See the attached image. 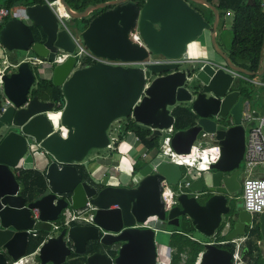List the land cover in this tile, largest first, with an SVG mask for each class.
Wrapping results in <instances>:
<instances>
[{"label":"water","instance_id":"1","mask_svg":"<svg viewBox=\"0 0 264 264\" xmlns=\"http://www.w3.org/2000/svg\"><path fill=\"white\" fill-rule=\"evenodd\" d=\"M53 3L62 5L61 21L45 2L26 7L22 19L13 16L0 29L4 51L33 55L0 78V264H6L7 257L24 256L30 239L44 225L52 229L64 209L81 211L87 203L92 206V218L81 221L85 224L61 226L47 237L38 248L40 264H64L69 258L78 264H155L154 231L139 227L150 217L165 227L185 218L206 240L212 238L231 209L227 197L213 194L196 199L182 193L165 212L163 182L174 186L181 178V166L172 155L189 154L195 140L208 134L220 146V156L198 171L191 186L222 185L229 194L241 189L243 175L238 168L245 151L241 116L248 102L237 90L234 74L260 77L264 82V63L258 72H251L235 65L220 49L216 41L220 15L207 0H110L80 12L65 0ZM191 4L210 9L212 23ZM99 10L85 29L72 27L78 43L98 59L133 66L96 62L73 69L72 55L53 64L57 54L72 53L75 48L66 23ZM32 27L39 29L38 38ZM133 30L141 45L129 38ZM206 32L222 62L184 60L190 44ZM157 56L172 62L147 63ZM39 64L50 66L51 83L61 92L59 128L50 120L56 117L55 103L30 93L36 84L32 65ZM179 105L190 107L194 125L174 132L167 147L142 157L143 166L128 173V183L99 189L81 180L76 165L83 164L90 151L111 147L108 133L113 123L131 118L151 131L148 139H162L163 132L173 126L171 112ZM61 129L67 130L65 138L59 134ZM33 147L46 154L47 190L28 202L13 170ZM35 209L38 220L31 217ZM243 220L250 226L251 216L241 207L238 226ZM254 223L263 243L264 212ZM90 241H99L106 250H88ZM231 263L230 249L203 243L198 264Z\"/></svg>","mask_w":264,"mask_h":264},{"label":"trees","instance_id":"2","mask_svg":"<svg viewBox=\"0 0 264 264\" xmlns=\"http://www.w3.org/2000/svg\"><path fill=\"white\" fill-rule=\"evenodd\" d=\"M48 1L53 2L54 0ZM66 1L75 11H82L88 5L94 3L92 0ZM99 1L105 0H96V2ZM207 1L216 5L221 18L225 16L226 13L230 12L232 14V41L229 44L230 60L235 65L248 71L255 72L259 70L264 59V12L261 9V0H252L254 2L253 5L248 4V0ZM44 3L45 0H0V7L10 10L17 6L28 7ZM58 9H63L60 4L58 5ZM204 11V18L208 22H211L213 18L212 11L208 9ZM89 20L90 18L77 20L76 23L78 24V29L83 30L86 28ZM2 25L3 23L0 24V29ZM32 30L38 38L40 36L39 29L32 27ZM34 71L36 72V69ZM36 80V84L31 90V96H37L41 101H52L55 104L62 102L60 89L53 86L50 79H44L37 76ZM240 83L242 82L240 81ZM240 89L243 93H246L244 87H241ZM245 96V98H250L249 94H246ZM171 114L174 117L173 129L175 132L184 131L192 127L195 123V115L192 113L189 106H176ZM128 133H132L138 138L143 149L147 153L157 151L161 143V139L158 137L148 139L151 134L150 130L141 128L131 118H128L121 120L119 123L114 152L116 151L119 142L122 141ZM142 166L143 163L138 160L133 170L138 171ZM76 169L81 180L86 181L91 185H96L99 189L103 187V185L93 182L83 164L76 165ZM17 180L20 183V193L28 202L40 198L47 190L44 171H39L37 169H22L19 171ZM170 227L172 228L170 231H179V233H173L171 236L170 246L176 249V253L172 256V264H180V254L186 255L183 264H194L198 254L202 250V244L195 240H191L189 237L195 236L203 242L205 241V238L198 234L191 223L185 218H179L176 221H172ZM50 229L49 226H43L40 228L38 234L30 239L27 250L28 253L34 251V249L45 240ZM220 231L217 233V242L223 240L220 236ZM258 240H260V234L257 225H254L245 241L244 253L247 264H264V254L257 243ZM219 247L228 248L231 251H233L234 248L232 244L219 245ZM64 264H78V262L69 258Z\"/></svg>","mask_w":264,"mask_h":264},{"label":"built area","instance_id":"3","mask_svg":"<svg viewBox=\"0 0 264 264\" xmlns=\"http://www.w3.org/2000/svg\"><path fill=\"white\" fill-rule=\"evenodd\" d=\"M56 3L50 2L51 7L54 9V5ZM58 4V3H57ZM262 7L264 8V2L262 3ZM16 13L13 15L15 17H24V9L21 7H16ZM56 12V15L58 19L61 21L62 17L65 15V12L63 10H59L58 7L54 9ZM11 9L0 7V23H3L4 20L9 18L11 16ZM129 38L131 41L136 42L141 45V41L138 37L137 31L133 30L129 34ZM69 55H72L74 57L75 63L74 68H82L89 65H92L96 62H103L110 65H121L124 67L127 66H133L132 63H115V62H109L106 60H101L96 58L95 56L91 55L86 48L81 46L77 41H75V48L72 53L67 52H61L57 54L54 58L53 64H60L62 63ZM172 62L170 60H165L162 57H157L155 59H150L147 61V63H154V64H163V63H169ZM88 63V64H87ZM5 72V68L0 70V78L1 75ZM248 82H251L250 79L245 78L243 76H240L238 74H234ZM1 83V81H0ZM260 85L264 86V83H260ZM63 109V102L55 104L54 108V115L55 118H50L52 123L55 124L57 128L60 126L57 124L58 118L61 114V111ZM57 118V122H56ZM54 121V122H53ZM243 123H246L249 126V132L248 136L245 142V151L243 160L241 163H244L246 171L248 176L243 175V180L241 183V205L243 210L249 214L250 216L260 214L264 212V172L258 173L259 175L255 174V170L257 166L264 164V112L261 114H258L255 110L250 109L246 107L245 111L242 113L241 117V125ZM173 126H171L169 129L165 130L163 133V144H169L171 136L173 134ZM67 130H65L63 138L66 137ZM209 138V142L211 143L210 146L207 148H202L197 145V141L199 139L203 138ZM114 142V139L111 138ZM35 149V148H34ZM44 154L43 152H41ZM179 157V160L181 161H192L195 163V160L198 158L207 157L208 158V165L215 163L220 156V146L216 143H213V136L208 134H202L199 138L195 140L193 145L190 148V152L187 155H177ZM194 163H191L188 166V170L190 173V178L194 179L196 175H198V169L194 168ZM178 165L181 163L177 162ZM239 169V168H238ZM19 168H15L13 171L15 174H19ZM240 171V170H239ZM163 200L165 203V212H168L172 209V207L176 204V197H178L180 194H175L173 188H169L165 182H163ZM230 205V204H229ZM92 206L87 203L86 208L81 211H70V209L66 208L63 210L61 215V224L60 225H54L52 230L49 232V236L53 234L54 230H58L61 226H69L71 223L76 221H89L92 218ZM31 217L34 220H38V210H32ZM160 226L158 219L156 217H150L145 222L139 225V227L142 228H151L153 231H158V227ZM170 236L172 235V232H166ZM218 232V231H217ZM216 232V233H217ZM245 239H243L244 241ZM207 242L217 244V242L214 240V238H210L207 240ZM228 243V242H227ZM203 245V243H201ZM232 244L234 246L232 251V263L231 264H242L241 256H240V250L239 245L237 243H228ZM170 248V257L169 262H159L157 261L155 264H172V256L176 253V249L169 246ZM201 253V252H200ZM200 253L197 256V259L194 264H198ZM38 254V248L33 251L32 253L25 254L24 256L18 258L17 260L9 259L6 261V264H39V261L37 259ZM186 259L185 254H180V264H183Z\"/></svg>","mask_w":264,"mask_h":264},{"label":"rangeland","instance_id":"4","mask_svg":"<svg viewBox=\"0 0 264 264\" xmlns=\"http://www.w3.org/2000/svg\"><path fill=\"white\" fill-rule=\"evenodd\" d=\"M55 7V6H54ZM17 8L11 9V16H13L16 13ZM226 17V23L228 26H226L224 30V41L220 39V36L218 37V44L219 47L222 51L228 52L227 51V46L229 42L232 39V32L230 29V24L232 20V15L228 14L225 16ZM70 29V28H69ZM227 40V41H226ZM196 48H197V43L194 42L190 44L189 46V55L190 57L194 58V55L196 54ZM209 54L206 56V60L216 63L220 62L221 58L213 51L211 46H208ZM26 55L23 52H18V51H6L4 52L1 47H0V70L4 68L3 61L6 60L7 62L10 61H18L22 58H24ZM43 66L39 65L37 68L40 70ZM35 68V67H33ZM12 67H8L7 73H10L12 71ZM34 87H32L33 89ZM31 89V90H32ZM247 92L250 94V104L253 108L258 109L259 104L264 103V88L258 87L256 85H247ZM259 102V104H258ZM118 122H115L111 125V128L109 132H111L112 136H117L118 134ZM244 129V136L245 140L248 136L249 132V126L246 123H243L242 125ZM162 140V139H161ZM160 140V141H161ZM197 145L202 147V148H207L208 146L211 145L209 142V138H203L199 139L197 142ZM166 146L167 144H163L162 142L160 143L159 147L157 150H162L163 147ZM113 145L110 147L112 148ZM35 147L31 148V150L27 153L25 158L23 159V164L21 165L23 168H26L28 166H33L34 162L38 159V149H34ZM106 149V150H92L89 152L87 155L85 161H84V167L88 171L91 179L93 182L96 184H100L103 186H116L119 185L120 183H128L130 180V177H128V173H130L132 165L130 164L129 160L130 157H132L133 160H138L140 159V155L138 152L141 154H144V151L142 148L137 147L136 152L134 149L130 148L127 151L126 156L119 155L116 151H112V149ZM138 151V152H137ZM46 158V157H45ZM47 159V158H46ZM188 165L191 164L190 161H186ZM117 166L118 171L115 173L112 168L115 169ZM135 166V165H134ZM208 166V158L203 157L195 160L194 163V168L201 170L204 169ZM184 170V168H182ZM239 170L244 176H248L246 168L244 163H241L239 166ZM257 171H264V164L257 166L256 169ZM107 173H115L114 175H108L106 176ZM170 188V186L168 185ZM237 203L241 205V199L240 195L236 199ZM76 222H81V221H76ZM155 247H156V253H157V261L159 262H164L168 263L169 262V257H170V248L169 246L171 245L170 243V235L168 233H163V231L159 230L155 233ZM264 245V242H263ZM263 253H264V246L262 247Z\"/></svg>","mask_w":264,"mask_h":264},{"label":"crops","instance_id":"5","mask_svg":"<svg viewBox=\"0 0 264 264\" xmlns=\"http://www.w3.org/2000/svg\"><path fill=\"white\" fill-rule=\"evenodd\" d=\"M54 1H57V0H54ZM66 1V0H65ZM93 1V0H92ZM105 1H110V0H105ZM105 1H99V2H96V0H94L93 2V4H90V5H94V4H96V3H101V2H105ZM252 0H248V4H251V5H253L254 4V2L252 1ZM45 2H48V3H50L48 0H45ZM67 2V1H66ZM264 2V0H261V9H262V11L264 12V8L262 7V3ZM68 4V3H67ZM212 5H214V6H216L215 4H213V3H211ZM58 5H59V3L58 4H55L54 6V9H56L57 7H58ZM196 10H198L202 15H203V17H204V13H205V11L204 10H206V9H208V8H206V7H203V6H200V5H196V4H191ZM89 6V5H88ZM17 7H21L22 9H24V12H25V8L26 7H23V6H17ZM70 7V6H69ZM15 8V7H14ZM71 8V7H70ZM13 9V8H12ZM72 9V8H71ZM85 9V8H84ZM83 9V10H84ZM63 10V9H62ZM73 10V9H72ZM208 10H210V9H208ZM218 10V9H217ZM75 11V10H74ZM101 10H99V11H96V12H94V13H92L91 15H89L87 18H90V20L96 15V14H98L99 12H100ZM211 11V10H210ZM77 12H80V11H77ZM219 12V11H218ZM213 14V13H212ZM228 14H231L230 12L229 13H226L225 14V16L226 15H228ZM24 15V14H23ZM220 15V14H219ZM232 15V14H231ZM225 16H223L222 18L220 17V20H219V24H218V28H217V32H216V41H217V44H218V37L220 36V39L222 40V41H224L225 39H224V30H225V28H226V26H228L227 25V23H228V21H227V23H226V17ZM11 17H13V16H10L9 18H7L6 19V21L4 20V22H3V25H4V23H6ZM18 18H20V19H22V17H19L18 16ZM84 19H86V18H84ZM79 20H81V19H79ZM89 20V21H90ZM76 21L77 20H70L68 23H66V28H70L69 30L72 32V34H71V37H72V40L74 41V43H75V41H77L78 42V39H77V34H74V32H73V29H72V27L73 26H78V24L76 23ZM212 21H213V18H212ZM212 21L211 22H209V23H212ZM232 21V20H231ZM89 23V22H88ZM0 24H2V23H0ZM2 25V26H3ZM88 25V24H87ZM87 27V26H86ZM85 29V28H84ZM230 29H231V24H230ZM231 32H232V30H231ZM227 41V40H226ZM231 41H232V39H231ZM230 41V42H231ZM230 42H229V44H230ZM196 43H197V48H196V54L194 55V58H192V57H190L191 55H189V49H188V54L186 55V57H184V60H206L207 58H206V56L209 54V50H207L208 49V46L210 45L209 44V33L208 32H206L205 34H204V36H202V37H200L197 41H196ZM229 44H228V46H227V51L228 52H224L228 57H229ZM218 46H219V44H218ZM0 47H1V45H0ZM1 49L3 50V48L1 47ZM4 51V50H3ZM4 52H6V51H4ZM24 53V52H23ZM61 53V52H60ZM25 57L24 58H22V59H20V60H18V61H6V60H4L3 61V64H4V68H5V72L4 73H7V69H8V67H12L13 69H12V71L11 72H13L14 70H15V67H16V65L20 62V61H23L24 59H31L32 57H33V55L31 54V53H25ZM157 57H160V56H157ZM157 57H151V58H149L148 60H150V59H155V58H157ZM222 61H220L219 63H221ZM218 62H216L215 64H217ZM264 63V59H263V61H262V63H261V66H262V64ZM40 66H41V64H39ZM38 65V66H39ZM33 66L34 65H32V69H33V71L35 70L34 68H33ZM42 68L39 70L38 68L36 69V72L34 71V73H35V79H36V77L38 76V77H41V78H44V79H50V71H49V69H50V66L49 65H45V64H42ZM261 66H260V68H259V70L261 69ZM3 68V69H4ZM259 70H257V71H255V72H258ZM238 74V73H237ZM238 75H240V76H243V77H245V78H248V79H250L251 80V82H248V81H246V80H244V79H242V78H240V77H238V76H236V75H234V77H235V84H236V86H237V90L238 91H240V93L242 94V96L244 97V99L248 102V104H246V105H244V107H243V110H242V113H243V111H245V109H246V107H248V108H250V109H253V110H255L258 114H261V113H263L264 112V103H262V104H259V102H258V104H259V107H258V109H256V108H253L252 106H251V104H250V98L248 99V98H245L246 96V94H249L248 92H247V85H256V86H258V87H262V88H264V86L263 85H260V83H264V82H262L261 80H260V77H255V76H245V75H242V74H238ZM37 81V80H36ZM240 81L242 82V83H240ZM35 86V85H34ZM240 86V87H239ZM241 87H244L246 90V93L244 92H242L241 91ZM30 93H31V91H30ZM250 95V94H249ZM251 97V96H250ZM242 117V116H241ZM119 123H120V121L118 122V126H119ZM229 125H230V122H229ZM228 126V125H227ZM174 130V129H173ZM151 132V131H150ZM175 132V131H174ZM173 132V133H174ZM108 135H109V139H110V146H112L113 145V147L112 148H110V149H112V151H114L115 150V143L117 142V136H112L111 135V132H109L108 133ZM111 138H113L114 139V142H112L113 140H111ZM247 139V138H246ZM161 142L163 143V137H162V140H161ZM245 142H246V140H245ZM137 147H140V148H142L143 149V146L141 145V143H140V141L138 140V138L134 135V134H132V133H128L127 135H126V137L122 140V141H120L119 142V144H118V146L116 147V152L119 154V155H122V156H126L127 154V151L130 149V148H132V149H134L135 150V152H136V148ZM109 149V148H108ZM143 151H144V154H141L140 152H138L139 153V155H140V159L142 158V157H144V156H147V155H149L151 152H145V150L143 149ZM42 151H39V153H38V159L34 162V165L33 166H28V167H26V168H23L21 165L23 164V160H22V162H21V164H20V166L18 167L20 170H22V169H37V170H39V171H44L45 172V169H46V165H47V160H46V158H45V156H46V154L44 153V154H42L41 153ZM140 159H138V160H140ZM129 160V162H130V164L132 165V163L135 165L136 164V162L138 161V160H133L132 159V157H130V159H128ZM84 165V164H83ZM134 165H132V168H131V170L134 168ZM113 170H114V172L116 173L117 171H118V169H117V166L115 167V169L114 168H112ZM19 170V171H20ZM88 172V171H87ZM262 172H264V171H257V170H255V174L256 175H259L258 173H262ZM115 173H107L106 174V176H108V175H114ZM79 174V173H78ZM16 175V177H18V175L17 174H15ZM81 178V177H80ZM191 179V178H190ZM195 179V178H194ZM191 180H193V179H191ZM83 181V180H82ZM86 182V181H85ZM168 186V185H167ZM170 188L172 189L173 188V186H170ZM241 207H242V205H241ZM113 208V207H112ZM69 209V208H68ZM70 211H73V210H71L70 209ZM63 212V211H62ZM62 212H61V214H60V216H59V218H58V220L56 221V222H53V224L54 225H60L61 224V221H62V219H61V215H62ZM261 214V213H260ZM259 214H256V215H253V216H251V219H252V222H251V224H250V226H248V229H247V231H249L250 232V230L253 228V226L254 225H256L255 223H254V218L255 217H257ZM57 222H59V223H57ZM158 222H159V224H160V226L158 227L159 229H158V231L159 230H161V231H163V233H165L164 231H166V232H172V234L173 233H179V231H170V229H172L171 227H170V225L168 226V227H165V226H163L162 224H161V222L158 220ZM73 225V224H72ZM53 226V225H52ZM52 230V229H51ZM195 230V229H194ZM58 230H54L53 231V233H55V232H57ZM220 231V228H219V230H218V232ZM246 231V232H247ZM157 232V231H156ZM155 231H154V240H155V233H156ZM217 232V233H218ZM249 232H247L246 233V235H245V237L243 238V239H245L244 241H243V239L242 240H240L239 242H237V244L239 245V250H240V256H241V260L243 261V264H247V262H246V259H245V241H246V238H247V236H248V234H249ZM217 233L213 236V238H216L217 237ZM199 234V233H198ZM49 235V234H48ZM48 235H47V237H48ZM172 236V235H171ZM171 236H170V241H171ZM47 237L45 238V240L47 239ZM191 240H195V241H197V242H199V243H201V242H203V241H201L200 239H198V238H196L195 236H193V237H189ZM45 240H43V241H45ZM206 240V239H205ZM209 240V239H208ZM42 241V242H43ZM41 242V243H42ZM155 242V241H154ZM41 243L34 249V251L37 249V248H39V246L41 245ZM257 243H258V245L260 246V248L262 249V245H263V243L261 242V239L260 240H258L257 241ZM29 246V245H28ZM217 246H219V245H217ZM27 250H28V248H27ZM202 251V250H201ZM33 252V251H32ZM32 252H30V253H32ZM26 254H29L28 252H26ZM264 254V253H263ZM243 257V258H242ZM10 259V257H7V260H9ZM37 259H38V257H37ZM39 261V260H38ZM39 264H40V262H39Z\"/></svg>","mask_w":264,"mask_h":264},{"label":"bare ground","instance_id":"6","mask_svg":"<svg viewBox=\"0 0 264 264\" xmlns=\"http://www.w3.org/2000/svg\"><path fill=\"white\" fill-rule=\"evenodd\" d=\"M62 6V5H61ZM59 134L61 136H64L65 129L59 130ZM173 156V161L175 163L179 162L181 163V178L179 181L173 186V190L175 191V194H182L185 193L187 196L195 197L196 199H201L204 197H208L213 194H222L227 197V200L231 206V209L229 212L224 216H229L228 221H225L224 227L222 231L220 232V236L223 238L221 242H217L218 245L222 244H228L227 238L230 236H234L232 241L233 243H237L240 240H242L246 234V228H248V222L246 221L247 218L244 217L243 223L238 226V223L236 222V217L238 211H240L241 205L237 203V195L240 192V189H238L235 194H229L225 188L222 185H216V186H206V185H197V186H191L192 180L190 179V173L188 168V163L186 161L179 160V157L176 155ZM199 159V158H198ZM189 161V160H187ZM191 163H194L190 161ZM184 168V170L182 169ZM240 199H241V192H240ZM223 216V217H224ZM222 224V223H221ZM221 228V226H220ZM207 241V240H205ZM204 241V242H205ZM201 242V243H204ZM222 248V247H220ZM224 249V248H223Z\"/></svg>","mask_w":264,"mask_h":264},{"label":"flooded vegetation","instance_id":"7","mask_svg":"<svg viewBox=\"0 0 264 264\" xmlns=\"http://www.w3.org/2000/svg\"><path fill=\"white\" fill-rule=\"evenodd\" d=\"M37 66L38 65H34L33 67H35L34 69H37ZM229 122H230V119L229 118H226L225 119V121H224V124H225V126L226 125H229ZM237 197H239V193H238V195H237ZM228 215L227 216H224L223 217V220H222V224H221V231H222V229H223V227H224V223H225V221H228ZM75 224H85V222H74V224L73 225H75ZM44 226H46V225H44ZM247 229L248 228H246V230L245 231H247ZM39 231V230H38ZM59 231V230H58ZM57 231V232H58ZM220 231V232H221ZM247 232H249V231H247ZM246 232V233H247ZM38 233V232H37ZM246 235V234H245ZM245 237V236H244ZM214 240L216 241V238H214ZM217 242V241H216ZM219 242H221V241H219ZM70 244V243H69ZM222 245H225V244H222ZM264 245H262L261 247H263ZM87 249L88 250H91V251H99V252H104L105 250H106V248L103 246V245H101L100 243H99V241H90L89 243H88V247H87ZM90 251V252H91ZM263 251V250H262Z\"/></svg>","mask_w":264,"mask_h":264}]
</instances>
